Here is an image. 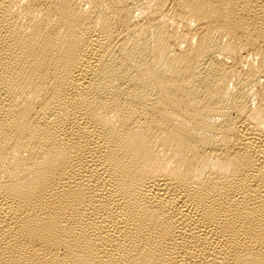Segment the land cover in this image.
<instances>
[{
  "label": "bare ground",
  "instance_id": "1",
  "mask_svg": "<svg viewBox=\"0 0 264 264\" xmlns=\"http://www.w3.org/2000/svg\"><path fill=\"white\" fill-rule=\"evenodd\" d=\"M0 264H264V0H0Z\"/></svg>",
  "mask_w": 264,
  "mask_h": 264
}]
</instances>
